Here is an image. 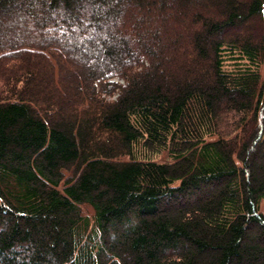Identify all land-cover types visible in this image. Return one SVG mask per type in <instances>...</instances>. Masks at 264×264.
Here are the masks:
<instances>
[{
    "label": "trees",
    "instance_id": "obj_1",
    "mask_svg": "<svg viewBox=\"0 0 264 264\" xmlns=\"http://www.w3.org/2000/svg\"><path fill=\"white\" fill-rule=\"evenodd\" d=\"M264 0H0V264H264Z\"/></svg>",
    "mask_w": 264,
    "mask_h": 264
},
{
    "label": "rangeland",
    "instance_id": "obj_2",
    "mask_svg": "<svg viewBox=\"0 0 264 264\" xmlns=\"http://www.w3.org/2000/svg\"><path fill=\"white\" fill-rule=\"evenodd\" d=\"M263 207H264V202H263Z\"/></svg>",
    "mask_w": 264,
    "mask_h": 264
}]
</instances>
